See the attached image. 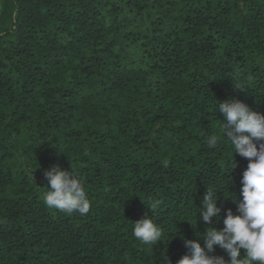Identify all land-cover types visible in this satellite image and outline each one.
I'll return each mask as SVG.
<instances>
[{
	"label": "trees",
	"instance_id": "trees-1",
	"mask_svg": "<svg viewBox=\"0 0 264 264\" xmlns=\"http://www.w3.org/2000/svg\"><path fill=\"white\" fill-rule=\"evenodd\" d=\"M230 98L264 113V0H0V264H176L208 188L217 227L242 199ZM56 163L87 215L45 205ZM150 199L154 246L133 236Z\"/></svg>",
	"mask_w": 264,
	"mask_h": 264
},
{
	"label": "clouds",
	"instance_id": "clouds-1",
	"mask_svg": "<svg viewBox=\"0 0 264 264\" xmlns=\"http://www.w3.org/2000/svg\"><path fill=\"white\" fill-rule=\"evenodd\" d=\"M218 104L223 115V132L234 154L249 161L242 175V199L232 197L237 204L236 211L228 208L223 226L217 227L213 218L219 219L222 209L218 206L216 190L208 188L199 209V220L209 227L196 232L203 244L201 239L182 237L188 251L176 264H264V113L252 109L240 99L230 98ZM218 142L217 135L207 138L209 148H214ZM236 166L235 163L233 169ZM44 176L49 190L43 194V201L49 209L66 214L75 212L81 216L90 212L91 202L73 164L72 171L63 169L59 163L53 164L44 171ZM144 202L152 215L146 213L134 223L133 236L145 245L154 246L163 235L153 215L161 201L150 199ZM217 248L223 254H216ZM161 264H171L168 255Z\"/></svg>",
	"mask_w": 264,
	"mask_h": 264
}]
</instances>
